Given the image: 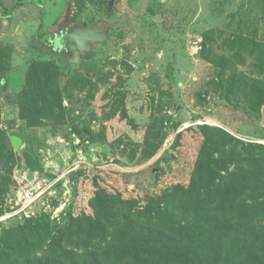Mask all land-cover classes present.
I'll use <instances>...</instances> for the list:
<instances>
[{
  "label": "rangeland",
  "instance_id": "obj_1",
  "mask_svg": "<svg viewBox=\"0 0 264 264\" xmlns=\"http://www.w3.org/2000/svg\"><path fill=\"white\" fill-rule=\"evenodd\" d=\"M7 5L0 6V77L6 78L0 83V128L11 138L21 137L23 146L18 150L13 144L14 156L0 161L2 205L16 166L63 177L35 206V215L51 213L53 224L64 225L68 207L78 199L86 205L95 191L91 183H77L74 172L85 176L90 168H106L100 182L110 191L145 195L150 167L159 158L162 187L190 181L203 140L197 124L264 144V105L255 111L249 97L252 80L264 74L256 55L244 53L245 63L238 58L239 37L264 42L260 0H115L111 11L108 0H9ZM73 23L99 25L108 38L82 55L75 43L59 41V32ZM52 59L59 64L63 107L47 125L28 127L18 96L26 71L33 60ZM236 74L238 108H231L217 100V90L222 78L228 87ZM73 126L90 127L94 135L82 141ZM180 132L177 155L167 153ZM20 222L5 220L0 235L2 226Z\"/></svg>",
  "mask_w": 264,
  "mask_h": 264
},
{
  "label": "trees",
  "instance_id": "obj_2",
  "mask_svg": "<svg viewBox=\"0 0 264 264\" xmlns=\"http://www.w3.org/2000/svg\"><path fill=\"white\" fill-rule=\"evenodd\" d=\"M8 2L0 0V6L7 8ZM236 39L230 41L233 47ZM239 40V60L245 63L244 53L256 55L263 75L264 42ZM222 67L221 74L226 65ZM223 80L217 100L238 108L233 95L241 78L232 76L228 87ZM0 83L5 84L6 78L0 77ZM18 96L27 126L47 125L45 120L63 107L57 60H33ZM249 97L259 112L264 105V77L252 80ZM196 129L203 140L188 183L168 181L162 187L161 158L145 195L110 191L100 182L106 168H90L85 176H80L82 170L74 172L77 183H91L95 189L89 192L88 203L78 199L70 205L64 225L53 224L51 213L42 212L19 218L22 222L15 226H2L0 264H264V144L219 127L197 124ZM71 132L82 141L94 135L90 127L73 126ZM182 136L180 132L167 153L175 154ZM11 156L12 138L0 128V161ZM2 204L0 216L5 211Z\"/></svg>",
  "mask_w": 264,
  "mask_h": 264
},
{
  "label": "built area",
  "instance_id": "obj_3",
  "mask_svg": "<svg viewBox=\"0 0 264 264\" xmlns=\"http://www.w3.org/2000/svg\"><path fill=\"white\" fill-rule=\"evenodd\" d=\"M12 178L13 184L6 197L5 211L0 216V221L34 216L35 206L52 193L63 177L52 179L39 168L16 166Z\"/></svg>",
  "mask_w": 264,
  "mask_h": 264
},
{
  "label": "water",
  "instance_id": "obj_4",
  "mask_svg": "<svg viewBox=\"0 0 264 264\" xmlns=\"http://www.w3.org/2000/svg\"><path fill=\"white\" fill-rule=\"evenodd\" d=\"M108 2L109 11H111L114 7L115 0H108ZM107 38V31L99 25L94 23H75L62 33L59 37V41L62 46H65L67 43H75L82 55H88L91 52L94 43L104 42ZM12 142L18 150L23 146V139L19 136H12ZM157 170V166L150 167V175L152 179L155 178ZM13 191L14 190H12V192Z\"/></svg>",
  "mask_w": 264,
  "mask_h": 264
},
{
  "label": "flooded vegetation",
  "instance_id": "obj_5",
  "mask_svg": "<svg viewBox=\"0 0 264 264\" xmlns=\"http://www.w3.org/2000/svg\"><path fill=\"white\" fill-rule=\"evenodd\" d=\"M73 24H75V23H73ZM73 24H71L70 26H68L64 31H66L67 29H69ZM64 31H61L59 35L61 36Z\"/></svg>",
  "mask_w": 264,
  "mask_h": 264
}]
</instances>
